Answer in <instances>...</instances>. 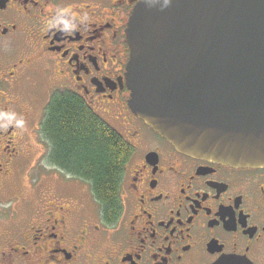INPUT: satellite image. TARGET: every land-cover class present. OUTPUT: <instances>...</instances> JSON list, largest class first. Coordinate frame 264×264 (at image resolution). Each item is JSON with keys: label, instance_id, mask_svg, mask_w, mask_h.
I'll use <instances>...</instances> for the list:
<instances>
[{"label": "flooded vegetation", "instance_id": "obj_1", "mask_svg": "<svg viewBox=\"0 0 264 264\" xmlns=\"http://www.w3.org/2000/svg\"><path fill=\"white\" fill-rule=\"evenodd\" d=\"M140 1L0 0V264H264V167L184 154L130 107ZM58 90L131 148L113 222L87 181L48 160L40 115ZM33 141L47 150L31 163Z\"/></svg>", "mask_w": 264, "mask_h": 264}, {"label": "water", "instance_id": "obj_2", "mask_svg": "<svg viewBox=\"0 0 264 264\" xmlns=\"http://www.w3.org/2000/svg\"><path fill=\"white\" fill-rule=\"evenodd\" d=\"M126 39L140 119L189 156L264 167V0H142Z\"/></svg>", "mask_w": 264, "mask_h": 264}, {"label": "trees", "instance_id": "obj_3", "mask_svg": "<svg viewBox=\"0 0 264 264\" xmlns=\"http://www.w3.org/2000/svg\"><path fill=\"white\" fill-rule=\"evenodd\" d=\"M41 134L48 160L87 181L108 222L121 212L120 186L131 148L80 96L55 91L45 109Z\"/></svg>", "mask_w": 264, "mask_h": 264}, {"label": "rangeland", "instance_id": "obj_4", "mask_svg": "<svg viewBox=\"0 0 264 264\" xmlns=\"http://www.w3.org/2000/svg\"><path fill=\"white\" fill-rule=\"evenodd\" d=\"M49 101H50V98L48 99V97H47V99H45V101H44V103L46 104V106L48 105V103H49ZM45 107V106H44ZM44 111H45V109H43V111H42V115H40V121L42 122V119H43V116H44ZM38 115V114H37ZM37 115H36V118H37ZM102 116V115H101ZM104 118V117H103ZM106 121H108V119H106V118H104ZM34 142V141H33ZM45 150H47V148H44L41 144H37L36 142H34L33 143V146L30 148V156H31V158H32V160H31V163H33L34 161H35V159L37 158V157H39L43 152H45ZM30 168V167H29ZM29 168L27 167L26 168V170L23 172V174H20L21 176H22V178H23V182H24V187L25 186H27V187H29V185H30V181H32L33 179H30L31 177L29 176V174H27V172L29 171ZM49 168H50V170L51 171H53V169H52V167L51 166H49ZM55 171V170H54ZM30 177V178H29ZM33 177V176H32ZM27 184V185H26ZM26 188V187H25ZM25 188H24V190H25ZM88 189H90L91 190V187H90V185H88ZM30 191H28V193H29ZM91 193H92V191H91ZM21 208V207H20ZM17 220H13V222H15V221H17L18 222V224H21V211H20V213H19V216L16 218Z\"/></svg>", "mask_w": 264, "mask_h": 264}]
</instances>
